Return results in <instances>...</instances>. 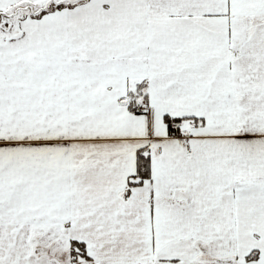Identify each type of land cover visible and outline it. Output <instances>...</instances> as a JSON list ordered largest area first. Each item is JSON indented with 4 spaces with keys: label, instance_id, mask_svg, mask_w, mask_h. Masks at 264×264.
Masks as SVG:
<instances>
[{
    "label": "snow or ice",
    "instance_id": "obj_1",
    "mask_svg": "<svg viewBox=\"0 0 264 264\" xmlns=\"http://www.w3.org/2000/svg\"><path fill=\"white\" fill-rule=\"evenodd\" d=\"M0 264H264V0H0Z\"/></svg>",
    "mask_w": 264,
    "mask_h": 264
}]
</instances>
